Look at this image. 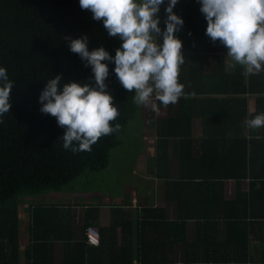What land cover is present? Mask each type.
I'll use <instances>...</instances> for the list:
<instances>
[{
    "label": "trees",
    "instance_id": "obj_1",
    "mask_svg": "<svg viewBox=\"0 0 264 264\" xmlns=\"http://www.w3.org/2000/svg\"><path fill=\"white\" fill-rule=\"evenodd\" d=\"M167 3L168 0H165L158 14L162 31L166 27ZM200 7L198 0H178L173 8V11L184 21L180 31L176 33L183 42L182 51L186 57L185 63L181 66L180 81L189 80L203 86L212 83L220 85L235 83L241 88H207L190 92L184 90L185 95L176 105L170 104V110H175L174 113H171L169 118L159 120V129L165 132L167 124L171 125L170 129L173 126L180 128L184 124L188 125L193 116L188 110L191 112L194 105L200 103L193 99L200 92L216 94L210 102V105L214 106L230 104V101L224 99L221 94L252 95L255 100V112L249 113L242 98L229 105L230 109L238 107L236 108L238 110L233 112L234 116H238L237 134L240 129L247 128L248 119L264 113V71L255 75H245L243 67L235 64L233 71L227 72L223 59L227 49L218 41L213 43L206 35L207 20ZM83 36L88 38L90 51L104 47L113 57L116 49L122 44L118 37L108 35L102 20H94L91 12L81 9L79 0H0V67L7 69L9 80L13 81L10 112L0 117L2 120L0 122V264H57L53 247H43V241L38 239V231L43 227L71 226L73 224L71 211L62 212L57 205L32 204L28 215L32 245L27 252H23L22 226L25 223L23 209L29 202L26 199L44 197L52 192L75 191L69 184L86 170L93 172L107 170L111 161V151L121 143L119 135L142 109V106H137L133 102L134 92H127L117 79L114 61H105L109 67V76L105 81L108 86L106 91L114 97V103L121 113L114 122L119 123L120 128L112 135L102 137L93 145L91 152L73 153L63 148L62 135L65 129L58 126L55 117L40 111L42 105L39 96L47 80L56 75H61V89L70 81L95 84L91 65L86 66L87 62L69 48L70 39ZM204 52L209 55L206 63L212 61L214 64L208 72L203 69ZM219 112L223 113L220 110ZM214 115H218L216 118L218 125L221 126L220 129L230 128L228 116ZM230 119L233 120V116ZM263 131L264 128L262 133ZM163 134L164 137H160L158 141L156 156L160 178L168 177L167 173L162 172L163 166L169 163V140L174 138L178 140L177 159L180 163L187 164L181 177L188 180L202 181L207 178L212 180L209 185H187L183 188L177 186L183 194L180 196L178 193L175 199L179 214L174 224H177L180 230L179 233H174L177 234L174 237L175 243L182 244L184 239H187L185 221L206 218L190 215L194 210L209 209L212 213H221L223 210L227 212L231 209L245 210L248 211L249 219H255L251 210L264 209V182L258 184L252 181L249 192L238 193L234 200L225 197L223 188L226 178H237L235 170L238 171L240 179L249 177L251 180H264V169L257 168L261 162L257 153L262 150L259 143L264 142L261 136L257 139L256 136L251 138L237 134L236 137H221L222 140L225 139L222 143H219L221 139H214L217 140L212 143L214 149L210 145L209 147L205 145L204 156L197 160L189 139L180 136L181 134L176 135L178 138L171 137L170 133L166 136L165 133ZM198 163L208 164L211 168L195 171L188 168L189 164ZM225 164L229 167L239 164V168L242 169L231 170ZM212 165L220 167L214 168ZM207 169L210 170V177L205 175ZM228 170L230 172L225 173ZM259 193L263 195L259 197ZM155 209L162 211L150 206L144 209L141 219L146 220L151 217L146 214L149 210ZM181 210H189L190 213L182 215ZM112 213L110 225L98 229L101 235L100 245L87 244L84 233L81 247L68 245L64 248L63 264H133V259L147 257L149 253H153V249L149 250L147 245L143 249L142 245L134 244L141 234L139 227L142 223L146 226L144 221L134 220L131 216L126 217L124 210L119 207L113 209ZM229 217L225 216V219ZM211 218L219 219L217 216ZM156 219L158 222L155 225H158L159 229H156L157 233L154 231L155 239L159 235L161 242H166V235H170V222L164 217H156ZM220 223L219 221L212 223L214 230ZM90 224L94 223H86L85 227ZM117 227L122 229V245L114 249L113 238L108 240V237ZM205 233L203 227L196 232L194 241L187 242L192 256H205ZM147 240L143 239V241ZM162 244L166 246L165 243ZM103 245L109 249L107 263L97 257V253L103 250L101 248ZM210 246L209 248L212 249V245ZM226 250L234 257H241L244 251L239 248Z\"/></svg>",
    "mask_w": 264,
    "mask_h": 264
},
{
    "label": "crops",
    "instance_id": "obj_2",
    "mask_svg": "<svg viewBox=\"0 0 264 264\" xmlns=\"http://www.w3.org/2000/svg\"><path fill=\"white\" fill-rule=\"evenodd\" d=\"M204 57L205 61L203 69L208 72L211 68H213L212 66H214V64L212 61L206 63V58L209 57L208 53L204 52ZM223 59L226 71L229 73L232 72L235 65L234 62L227 56V53L223 54ZM188 81L180 82L185 85L184 90L189 92L197 89L206 90L207 88H241L240 85L235 83H224L221 85L212 83L210 85L203 86L201 84ZM215 95L216 94H204L200 92L196 98H193L200 101V103L194 105L191 111L192 113L188 110L189 113L193 115L190 123L188 122V125L184 124L180 128H174L173 126L172 129H170L171 125L167 124L165 126L166 129H164L165 132L159 129L160 124L158 122L159 120L162 121L163 119L169 118L171 113H174L175 110H170V105L165 107L160 104L159 101H155L159 107V111H152L150 107L142 106L140 124L141 130L137 136L139 141H142L143 144L142 148L140 147L139 149H135V164L130 168L132 174L141 177V180H138L137 186L129 184L125 185V183H122L120 181L121 176L119 175L120 170L114 168L112 169L115 171V174L112 175V187L117 186V188L122 190L118 193H116L117 190L115 193H112V198H110V200L104 198V196L99 192H82L76 190L52 192L44 197L26 199L29 200V202L24 205L25 211L23 214L26 213L29 215V210L32 204L57 205V208H59L62 212L71 211V222L73 223L71 226H58L57 228L43 227L38 231V239L43 241V247H53L54 258L57 264H63V251L68 245H79V247H81L80 243H83L84 241L86 223H94L90 225H93L98 229H104L111 223V217L113 215L112 210L118 207L124 210L126 217L131 216L134 220L144 221L146 223V226H144L145 224L140 223L141 226L138 230L141 234L140 237H137L134 244H137L138 246L142 245L143 249L145 245L149 247V250L153 249V253H149V256L147 257H141L143 253L142 251L140 256L141 258L133 259V264H264V209L251 210L255 219H249L247 217L248 211L245 210L231 209L227 212L223 210L221 213H212L209 209L194 210L190 215H200L206 218H203L202 220L188 219L185 221L184 228L187 239H184L182 244L180 242H174V237L177 235L174 233L180 232L178 225L174 224V220L179 214V211L176 209L175 199L177 198L178 193L180 196L183 194L180 193L181 190L177 189V186L183 188L187 187V185H209L212 180L211 178H207L202 181L198 179L188 180L181 177L183 175V170L187 168V164H182L177 159L178 140L174 138L169 140V163L167 166H163L162 172L163 174L167 173L168 177L165 179L160 178L156 166V156L158 141L160 137H164L163 133H165V136L170 133V135L172 134L171 137L176 138H178L176 135L181 134L180 136L189 139V142L194 149V157L197 160L199 157L204 156L203 148L205 145H208V147L210 145V147L214 149V145H212V143L217 141L214 139H221L219 143H222L225 139L222 140L221 137H236L238 136L237 134H239L251 138L261 136V139L264 140V131L262 133V128L257 130L243 128L236 134V121L238 122V116H234L233 112L237 111L238 109L236 110V108L238 107H234L232 109L229 107L232 102H238L242 98L246 103L245 107H247L249 113L255 112L256 107L254 96L236 93L221 94L224 99L230 101V104L223 103L224 106L222 104H219L218 106L210 105L212 97ZM174 105H176V103ZM219 110L223 113H220ZM214 114H223V116H228L230 128L220 129L221 126L218 125V119L216 118L218 115ZM231 116H233V120L230 119ZM162 126L164 127L163 124ZM160 132L162 133L160 134ZM259 145L262 150L261 152H258L257 150V156L261 162L257 165V168L264 169V142L259 143ZM117 160L119 162L122 161V159L117 158L116 155L112 156V166ZM212 166L214 168L220 167L215 165ZM236 166H231L233 169L229 166L226 167L231 170L240 167L239 164H236ZM188 168L195 171L211 168V166L208 164L198 163L196 165L189 164ZM229 172V170L225 171V173ZM235 172L237 174V178L229 177L224 180L223 188L225 197L228 200L236 199L237 194L240 192L248 193L250 190V183L252 181L258 184L260 182H264L262 179L251 180L249 177L240 179L238 178V171L235 170ZM231 173H234V171H231ZM205 175H208V177L211 176L209 169H207ZM139 183H141L140 186L144 189H139ZM254 190L257 191L255 188ZM198 193L194 194L197 195ZM259 194V197L263 195V193ZM259 205L260 204H258V206ZM150 206L162 209V211L156 209L149 210L146 215L151 217L146 220H142L141 215L145 212L144 209ZM180 213L184 215L187 213L189 214L190 211L181 210ZM214 216L219 217V219H212L211 217ZM225 216L230 217L225 219ZM156 217H164L166 221L170 222V235H166V242H161L159 235H157V239H155L156 234H154V231L156 232V229H159V226L155 225L158 222L156 221ZM217 221L221 223L214 230L212 223ZM250 223H253V225H250ZM203 227L206 231L205 256H192L191 249L187 247V242L194 241L196 238V232L203 229ZM159 232L160 230H158V233ZM111 238H113L112 245H114V249H118V247L122 245L121 227H117L112 232V235H109L108 240ZM144 238L148 240L143 241ZM162 243H165L166 246L164 247ZM30 245H32V239L30 235L29 220H27L22 226V251L27 252L30 249ZM210 245H212V249L209 248L211 247ZM101 248L103 250L97 253V257L101 261L105 260L107 263L109 258V249L106 248V245H103ZM235 248L244 250L241 257H234L226 250H233Z\"/></svg>",
    "mask_w": 264,
    "mask_h": 264
},
{
    "label": "clouds",
    "instance_id": "obj_3",
    "mask_svg": "<svg viewBox=\"0 0 264 264\" xmlns=\"http://www.w3.org/2000/svg\"><path fill=\"white\" fill-rule=\"evenodd\" d=\"M207 20L206 35L227 49V56L244 69L245 75L264 71V0H198ZM165 0H79L81 9L92 18L103 21L111 37L122 44L115 56L104 47L89 50L88 38L70 39V51L91 65L94 85L75 81L61 89V75L48 79L39 96L40 111L56 118L65 129L63 148L73 153L91 152L102 137L120 128L121 113L114 97L106 91L109 67L127 92H134L137 106L159 111L155 101L167 107L185 95L180 82L181 66L185 63L183 42L176 35L184 21L173 8L178 0H168L165 9L166 27L162 31L159 11ZM13 81L7 69L0 67V117L10 112ZM2 122V120H0ZM251 130L264 128V113L246 121ZM259 139V137H257Z\"/></svg>",
    "mask_w": 264,
    "mask_h": 264
},
{
    "label": "rangeland",
    "instance_id": "obj_4",
    "mask_svg": "<svg viewBox=\"0 0 264 264\" xmlns=\"http://www.w3.org/2000/svg\"><path fill=\"white\" fill-rule=\"evenodd\" d=\"M141 117L142 112L140 111L135 119H133L119 135V139L122 141L118 147L114 148L111 151V161L109 168L104 172H93L91 170H86L80 177L71 182L69 185L76 191L88 192L94 191L101 193L104 198L110 200L112 198V193H115L116 190L118 193L122 189L117 188V186L112 187V175L115 174V171L112 169H119L120 181L129 184L132 186L138 185V180H141V177L132 174L130 171L132 165L135 164V149L142 148V141H139L138 133H140L141 127ZM116 155L117 158L122 159L121 162L118 160L114 162L112 166V156ZM139 189H144L140 186ZM28 201V200H27ZM25 211V209H24ZM28 220V214H23V221Z\"/></svg>",
    "mask_w": 264,
    "mask_h": 264
},
{
    "label": "built area",
    "instance_id": "obj_5",
    "mask_svg": "<svg viewBox=\"0 0 264 264\" xmlns=\"http://www.w3.org/2000/svg\"><path fill=\"white\" fill-rule=\"evenodd\" d=\"M85 235H86L87 244H89L90 246L100 245L101 235L97 227H94L93 225H89L85 229Z\"/></svg>",
    "mask_w": 264,
    "mask_h": 264
}]
</instances>
